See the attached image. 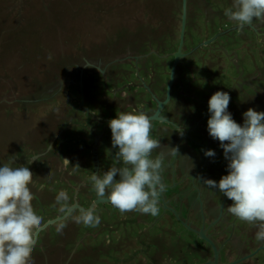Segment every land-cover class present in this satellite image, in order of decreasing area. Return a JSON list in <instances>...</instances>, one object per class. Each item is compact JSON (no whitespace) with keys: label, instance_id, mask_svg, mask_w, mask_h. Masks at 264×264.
<instances>
[{"label":"rangeland","instance_id":"374dc122","mask_svg":"<svg viewBox=\"0 0 264 264\" xmlns=\"http://www.w3.org/2000/svg\"><path fill=\"white\" fill-rule=\"evenodd\" d=\"M208 3L193 0L186 5L182 51L185 54L192 49L197 50L179 59V77L184 84L179 87L173 85L171 107L167 110L176 112V115L184 111L197 112L202 123L197 127L206 131L210 116L208 101L219 91L221 87L217 86L220 85L227 88L226 92L231 96L228 108L231 114L240 112L243 115L249 108L264 112V45L261 43L264 37H251L245 26L239 30L237 24L224 15V9L231 6L232 0H208ZM212 6L223 11L221 15L224 17L219 24L211 22L212 28L208 26L213 31L206 35V19L211 21L213 18L209 14L212 13ZM181 21L182 0H0V166L15 161L12 167L30 168L34 174L31 187L35 199L32 204L43 220L51 211L54 213L59 209L56 196L60 191L67 193L68 204L72 206L70 199L73 194L77 191L79 194L81 191L88 192L93 188L90 179L92 173L103 175L112 166L108 161H105L104 166L100 161L102 155L98 153L101 143L103 155L106 158L108 156V159L111 154L114 157L118 150L111 145L110 128L101 120L105 114L93 115L95 118L91 121L85 112H99L102 108L104 112H116L117 108L113 109L111 104L119 103L120 97L125 96V89L130 99H134L132 86L140 83L139 79L133 80L137 79L132 74L136 70L135 62L139 67L143 64L144 76L142 70L139 74L143 78L149 76L152 83L160 88L161 98H164L166 72L179 46ZM213 33L215 35L212 38ZM185 59L195 64L197 70L190 72L188 66L183 65H186ZM100 65H104L106 74L100 68L103 74H98L94 66ZM108 72L114 75L112 82L107 77ZM87 77L97 78L85 90L89 83ZM80 78H83L82 84L79 83ZM124 82L129 83L127 88L121 87ZM80 85L86 86L81 96ZM113 86L117 88L115 96L109 91L106 102L92 95L91 90L101 92ZM143 92L147 95L146 89ZM139 100H142L140 96L136 101L140 103ZM64 112H67L66 117L61 116ZM79 112L83 116L80 114L78 119L74 116H78ZM70 120H76L77 123L70 127L71 130L64 129ZM241 121H244L243 117L236 120L239 124ZM192 122V118L183 119L181 135L175 125L170 128L174 134H183V142L194 147L200 139H196L198 128L188 132ZM216 147L220 148L219 145ZM221 154L212 161L215 175L211 179L217 182L228 174V161ZM30 159L32 163L28 164ZM111 161L114 164V160ZM176 192H179L178 187L166 189L172 205H177L174 197ZM186 192L188 187L184 188L183 193ZM88 193L84 194L85 198H88ZM207 195L212 202L224 205L226 212L225 217L214 224V228L208 222L201 223L208 227L211 235L214 231L218 236H230L229 231L233 229V237L244 243V246L247 242H260L264 246V242L256 238L255 227L228 212L232 202L223 193L208 188ZM182 198L184 203L185 196ZM82 202L87 203L85 200ZM73 203L76 204L75 201ZM163 203L164 199L159 195V215L142 214L145 223L142 221L137 224L128 219L122 221V215L118 219L120 211L111 204L99 205L96 214H101L105 221L112 224V229L127 223V231L121 235L111 231L112 245L99 250L101 258L94 259L96 264H151L152 259L158 264H198L195 263L197 260L201 261L207 253L213 252L212 246L205 242L203 245L200 240L197 245H191L195 237L192 229L203 231L208 236L206 227L202 228L197 223V226L193 225L192 216L195 214L191 209L183 207L181 211L177 207L171 210L161 206ZM75 214L79 215L77 212ZM133 215L136 219L140 217L136 211H133ZM66 217L71 219L49 225L38 235L39 240L49 238L57 243L61 241L59 249L63 254H67L74 246L68 240L69 235L76 239L83 232L92 231V227L73 221L70 214ZM157 217L159 219L154 223ZM207 218H213V211L208 213ZM61 223L65 226L62 231H57ZM246 232L254 237L246 241ZM100 234L102 237L97 242L99 246L106 230H101ZM154 237L157 241H152L159 243L160 257L153 243L143 246L138 240L142 238L152 242L150 239ZM133 238L136 242L129 243L128 240ZM48 242H43V245ZM139 245L143 249L140 255L135 253ZM263 246L258 252L256 247L251 249L252 257L244 262L264 264ZM35 247L32 257L40 249ZM247 247L251 248L250 244ZM230 248H223V260L227 258L225 256ZM212 258L211 255V261Z\"/></svg>","mask_w":264,"mask_h":264},{"label":"clouds","instance_id":"9594fccd","mask_svg":"<svg viewBox=\"0 0 264 264\" xmlns=\"http://www.w3.org/2000/svg\"><path fill=\"white\" fill-rule=\"evenodd\" d=\"M224 15L239 27L254 21L264 22V0H232ZM230 101L228 92H215L208 101L210 116L207 120L210 137L220 142L228 161V174L219 182L199 179L209 189L223 193L232 202L228 212L255 227L256 238L264 242V112L249 108L243 113L241 125L228 111ZM108 126L112 147L118 151L113 166L103 175L92 173L90 179L96 195L106 198L121 213L136 211L159 215L164 153L153 158V153L161 148V141L151 135V120L143 112L120 111ZM177 154H180L179 149L171 147L168 155ZM204 155L211 158L216 153L209 149ZM12 164L15 161L0 166V264H33L36 236L43 223V217L32 204L34 174L28 166L12 167ZM68 200L63 190L56 196L62 212L68 210ZM74 220L89 227L101 222L91 208L83 209ZM64 226L59 224L57 231H62Z\"/></svg>","mask_w":264,"mask_h":264},{"label":"flooded vegetation","instance_id":"af4514ba","mask_svg":"<svg viewBox=\"0 0 264 264\" xmlns=\"http://www.w3.org/2000/svg\"><path fill=\"white\" fill-rule=\"evenodd\" d=\"M192 1L189 0L186 5H188ZM201 1H202V3L204 1L205 2L207 1V4H210V3H208V0H201ZM209 1H211V0H209ZM202 10L204 11V6H203ZM224 11H225V9H224ZM221 12H223V11H221L219 9L218 10L214 9L213 6H212V13H209V14L212 15L213 18H212L211 21L206 19V24H207L206 28H205L206 35L210 34V32L213 31L211 29L212 26H213V24L211 22H215V23L219 24V21L222 19V16L224 17V15H221ZM204 13H205V11H204ZM205 15H206V13H205ZM215 17H216V20H215ZM218 24H217V26H218ZM208 25H211V28ZM245 27L247 28V30L249 32V35H251V37L256 38V39H257L258 36H260V39H261V37H264V22L254 21L252 24L245 25ZM257 27H259V29ZM253 28H255L256 31ZM214 35H215V33L211 34V37L212 36L214 37ZM261 43L264 45V41L261 42ZM195 51H193V49H192V51L187 52V53L185 52V54L182 51L184 55L181 58H184L185 56L188 57L192 53H194ZM185 60H186V65L185 64H183V65L186 66V67L188 66V70L190 72H193V70H197V67H196L195 64H191V61L188 63V60L187 59H185ZM173 63H174V55L172 57V64L170 65V69H169L168 72H166L167 77H166V85H165V89H164V98L163 99L161 98L160 101L166 100L167 90H168L167 88H168V85H169V82H170V79H171V72H172ZM161 64H163V62H161ZM164 64H165V62H164ZM178 64H179V62L176 64V66L174 68V73H173V76H172V82H171V84L169 86V87H172V88H173V85H175V84L177 85V84H179L181 82V78L179 77V72H180L179 69L180 68H179ZM142 66H143V64H142ZM142 66L139 67L138 65H136V62H135V66L134 67H135L136 70H134V72L132 74H135L137 79H140L141 75L139 74V71L143 69ZM94 67L97 69L98 74H103V73L107 72V70L106 71L103 70L104 65L103 66L100 65L99 67H97V66H94ZM138 67H139V70H138ZM99 68L103 71V73H102L101 70H99ZM117 70H119V69H117ZM142 72H143V76H144L145 72L143 70H142ZM110 74H112V75H110ZM192 74H194V73H192ZM108 75H109L110 81L112 82V80H114L113 79L114 78L113 73L108 72ZM148 77L149 76H147V78ZM96 78L97 77H92V78H88L87 77L86 78V79H88L89 83L87 84V87L85 86L86 89H85V87H83L81 85L79 86V88H80L79 89L80 96H81L82 90H84V89L87 90V88H90V86L93 84V81H95ZM82 79L83 78H80V80H81V82H79L80 84H82V82H83ZM90 81H92V82H90ZM117 82L119 84L121 83L119 81H117ZM125 83L126 82H124L121 85V87H123L124 85L128 84V83H126V84ZM101 88H102V86H101ZM114 89L115 88L113 87L112 90H114ZM95 91L96 90H94L92 95H96ZM124 92H125V97H124V99L122 101H124L123 104H124L125 110L128 111L129 108L131 110H134V108H131V106L127 102L129 100V98H130V94L128 92H126V91H124ZM102 99H103V97H100V100H102ZM103 101L106 102L105 99H103ZM108 104H110L109 101H108ZM111 106H112L113 109L117 108L115 103H112ZM145 109H147V108H145ZM157 109H158V102H156V107L154 108V110L152 109L153 111H151V113H149V110H151V109H147V111L143 112V113L147 114L149 118L156 115V116L161 117V119H164L161 116V112H164V111H161L162 108H161L160 112H156ZM187 112H189V113L185 114L184 118L188 117V118H192V120H193L192 126H190L191 128L188 131V132H190V131H193V130L197 129L198 128L197 125H199V127H200V125L202 123L199 120V118H200L199 114H196L197 112H190V111H187ZM85 113L88 114V116H89L91 121H93V118H95L94 116L96 114H99V115H104L105 114L101 120L103 122L105 121V123L108 125V122L111 119H113V116L117 112H94V113L93 112H85ZM80 114L83 116L82 112H79L78 116L75 115L74 117H77L79 119L80 118ZM65 115H67V112H64L63 114L61 113V116L66 117ZM106 116H108V118ZM85 118H86V116L83 117V119H85ZM153 119L158 120L157 118H153ZM62 120H63V118H62ZM64 120H66V118H64ZM76 123H77L76 120H70V121H68V126H66V127L63 126V127L66 130H68V129L71 130L70 127L72 125L76 124ZM97 123H99V122H97ZM181 127L183 128V126H181ZM196 137H197L196 139H200V141L199 142H195L194 141L196 145L193 147V146H190L188 143H184L183 142L184 138H185L183 134H182V136H180V135L177 136L176 134H174L173 132H170L168 130L167 133H164L162 135V138L160 140H162L163 143L161 144V148L157 149V151H156L158 154L164 153V161H163V165L164 166H163V169H162V172H161V184L163 185L164 183H167V184L164 185L166 187L160 192L161 194L159 193V195H161L163 197L164 202H165L161 206H163V207L165 206L168 209H171V208L176 209L177 207H180L181 211L183 210V207H185L187 210L191 209L193 211V213L195 214L194 216H192L193 221L199 219L200 222L203 221V219L204 220L207 219L208 213L210 214L211 211H213V219L211 221H208V223H210L212 226H214V224H217L220 221V219L224 217V215H225L224 206L220 205V203L216 204V203H214V202H212L210 200V198L207 195L208 187L204 186L201 183V180L199 178L203 177L204 179H209L208 178L209 172H210V170H213L212 169L213 168L212 161L215 159V157L217 155L221 154V147L219 149H218V147H216L218 145L220 146V142L218 140H213L210 137L208 131H206V129L202 130V129L198 128ZM164 141H165V143H164ZM100 146L101 147L98 149V153H100L102 155L101 156L102 160H100V161H102V163L104 165L105 161H106L105 160L106 157L103 155V150L101 149L102 148V143L100 144ZM171 147L178 148L180 154H177L176 156L168 155V153L171 151ZM209 149L215 151V153H216L215 157H211L210 158V157H206L204 155V152L206 150H209ZM223 154H224V152L221 155H223ZM187 157L190 158V159H188ZM153 158H154V156H153ZM98 161H99V159H98ZM174 187H178L179 188V192L178 193L177 192H176V194L173 193L174 197H175V199L177 201V205H172L171 204L170 195L169 196L166 195V189H171V188H174ZM187 187H188V192L183 193L184 188H187ZM183 196H185V202L184 203H183V198H182ZM179 203H181V204L179 205ZM188 217H190L189 214H188ZM202 224H203V222H202ZM193 225H195L194 222H193ZM203 227L204 228L206 227L205 224L203 225ZM248 238H246V241L248 240ZM211 240L213 241V239H211ZM216 246L219 247V249H220L219 250V254L221 255V249L222 248L220 247V245L218 246L216 244ZM212 251H213V248H212ZM74 252H75V248L72 247V249L69 251V253H67V254L61 253V258L57 259V261H59L58 264H75L74 263V259H75V256H74L75 253ZM213 255H214V253L212 252V257H213ZM40 256H41V259H40ZM57 257H59V255H57ZM34 264H51V263H50L49 258H46L45 255L38 254V255H36V258H34ZM78 264H81V263H78Z\"/></svg>","mask_w":264,"mask_h":264},{"label":"crops","instance_id":"0c3cea01","mask_svg":"<svg viewBox=\"0 0 264 264\" xmlns=\"http://www.w3.org/2000/svg\"><path fill=\"white\" fill-rule=\"evenodd\" d=\"M236 27H238V29L239 30H241V27H239V26H236ZM249 51H251V50H249ZM136 64H137V62H136ZM108 67V66H107ZM104 74H106V73H104ZM107 77L109 78V75L107 74ZM107 79V78H106ZM106 79H104V81H105V84H107V80ZM133 80H138V79H133ZM140 83H135L133 86H132V90H133V92H134V96H135V98L134 99H132V100H134V101H132L130 98H129V100L127 101L128 103H129V105L131 106V108H134V110H131L130 108H129V110L128 111H126L125 110V108H124V101H122L123 99H124V97H120V101H119V103H115V105L117 106V109H116V116L114 115L113 116V118H116L117 117V114H119V112L120 111H125V112H132V113H137V112H146L147 111V109H151V110H149V113H151V111H153L154 110V108L156 107V102H158V101H160L161 100V93H160V88L159 87H156L153 83H152V80L150 79V78H143V76L141 77L140 76ZM146 80H148V82H146ZM109 81V80H108ZM128 83V82H127ZM126 84V83H125ZM129 84V83H128ZM182 84H184V82L183 81H181L179 84H177L178 85V87H179V85L180 86H182ZM254 85V84H253ZM114 87V86H113ZM112 87V88H113ZM124 87H126L127 88V85H124ZM221 87V88H220ZM112 88L111 89H109L108 87L105 89V90H102L101 92H100V90L99 91H95V94H96V97H98V98H100V97H103V99H105V100H107V98L106 97H108V92L109 91H111V92H113L114 93V96H115V92L117 91V88H115L114 90H112ZM130 88V87H129ZM140 88L142 89V91L140 90ZM217 88H220L219 89V91H225L226 92V90H227V88H225V87H222V85H220V86H217ZM125 89V88H124ZM143 89H146V93H147V95H145V93L143 92ZM171 90H172V87H169V98H168V100H167V102H166V104H165V106L162 108V110L161 111H164V112H161V116L164 118V119H158V120H156V119H152L151 120V122H152V132H151V135H152V137L153 138H156V139H161L162 138V135L164 134V133H167V131L169 130L170 132H173L172 130H171V125H175V129L176 130H179V132H180V135H181V132H182V127L181 126H183V124H181L182 123V121H183V119L185 120V114H188L189 112H182V114H179V115H176V112H167V110H169L170 109V107H171ZM124 91H128L127 89H125V90H123V92ZM156 91H157V93H156ZM92 92H94V90H92ZM179 92V91H178ZM124 94H125V92H124ZM105 96V97H104ZM138 96H140L141 98H142V100H139V102L140 103H138L137 101H136V99H137V97ZM111 98V97H110ZM102 99V100H103ZM83 103V102H82ZM95 105H98V104H96V103H94ZM140 106V107H139ZM145 108H147V109H145ZM153 109V110H152ZM95 112H97L96 110H95ZM99 112H104L103 111V108H102V110H100ZM180 113V112H179ZM196 114H198V113H196ZM233 119L236 121H238V120H241L242 119V117H243V115L242 114H240V112H233ZM243 119H244V117H243ZM242 122H244V121H241V124H242ZM155 123H157V126L155 127L154 126V124ZM108 128H109V126H108ZM174 133V132H173ZM187 133V132H186ZM177 136H179L178 134H176ZM161 141V144L163 143V141L162 140H160ZM164 143H165V141H164ZM112 145V144H111ZM112 149V147H110V150ZM118 149V148H117ZM118 151V150H117ZM157 151V150H156ZM154 152L153 153V156H154V158L157 156V155H159L157 152ZM115 152V151H114ZM157 153V154H156ZM108 155H110V152L108 153ZM113 154H111V157L108 159V156H107V158H105V160L106 161H108L112 166H113V164H112V161L111 160H114V157L112 156ZM156 155V156H155ZM104 166H105V164H104ZM104 168V167H103ZM215 175V170H214V168H213V170H210V172H209V175H208V178L209 179H211V177L212 176H214ZM166 183H164L162 186H163V188H162V190L166 187V186H164ZM161 190V191H162ZM160 191V192H161ZM82 193L81 194H79V191H77V193L76 194H73L71 197V201L72 202H70V203H72V205L74 204L73 202L75 201L76 202V204H78L79 206H81L83 209H87V208H91V209H95V210H98V206L99 205H101V204H103V205H105V204H110V202L106 199L105 201H103V202H97L96 200H97V198H98V196L96 195V192H95V189H94V187L93 188H91V189H89L88 190V192L87 191H81ZM85 193H88V198H85V196H84V194ZM161 194V193H160ZM80 196H82V197H80ZM84 198V199H83ZM83 200H85V201H87V203L86 204H84L82 201ZM165 203V202H164ZM166 205V204H165ZM222 206H224V205H222ZM70 207V206H69ZM165 207V206H164ZM165 208H167V207H165ZM82 211V209H77V208H75V209H73L71 212H69V214H70V216L71 217H73V221H74V217L75 216H77L78 214H75V212H77V213H80ZM53 211H51L50 212V214H47L46 215V217L44 218V220H43V223H42V225L46 222V221H48V220H50V219H53V218H55L56 216H59V215H61L62 213H64V212H62L61 210H60V207H59V209L57 210V211H55L54 213H52ZM135 212V211H134ZM226 213V212H225ZM69 214L67 215V216H69ZM177 214V213H176ZM122 215V221H131V222H133V223H140V222H142L143 221V219H142V217H143V215L142 214H140L139 213V215H140V217L138 218V219H136L135 217V215H133V212H128V213H121L120 212V215H119V217H118V219L120 218V216ZM226 215V214H225ZM100 216V218H101V222H100V224L98 225V226H96V227H92L91 229H92V231L91 232H86V233H82V236L81 237H77L76 239H74V237H70V235H69V239L68 240H70V242H73L74 243V248H75V254H74V256H75V259H74V263L75 264H78V263H81V264H96V262H95V258L96 257H98V258H101L100 256H99V250L100 249H102V250H104V248L106 247V245H112V240H111V231L112 230H114V229H112V224H110L109 222H107V220L105 221L104 219H103V216H101V214L99 215ZM225 217V216H224ZM65 219H71L70 217H66V218H63V219H61V220H59V221H62V220H64L65 221ZM126 219H128V220H126ZM158 219H159V217H157V218H155L154 220V223H156L157 221H158ZM213 218H210V219H203V221H201L200 222V220L199 219H197V220H194L193 222H194V224L196 225V223H197V225H199V224H201L202 222H208V221H211ZM58 222V221H57ZM57 222H55V223H53V225L52 224H50V225H52V226H54V225H56V223ZM231 222V221H230ZM230 222H228L227 224H230ZM117 223V222H116ZM143 223H145V221H143ZM74 224H76L75 222H74ZM77 225V224H76ZM196 225V226H197ZM49 227V225L46 227V228H48ZM189 228H190V226H188ZM201 227L203 228V225L201 224ZM216 227H218V226H216ZM212 228H214L213 226H212ZM45 229V228H44ZM103 229H105L106 230V234L103 236V240L102 241H100V242H102L101 244H100V246L97 244V242H98V239L99 238H101L102 237V235L100 234V232H101V230H103ZM190 229H192V228H190ZM43 230V229H42ZM42 230H40L39 232H38V234H37V236H36V241H35V245L34 246H36L35 248H40L39 249V251H38V253L36 254V255H38V254H40V255H45V257L46 258H49V260H50V263L51 264H58L59 263V261H57V259H59V258H61V251H60V249H59V247L61 246V241L60 242H56V241H53V240H51V239H49V238H46V239H43V238H41V240H39L38 239V235L40 234V232L42 231ZM193 230V229H192ZM205 230H207L206 231V234L208 235V236H211V238L213 239V241L219 246L220 245V247L222 248L221 249V255H220V259H221V261L222 262H236V264H241V263H243V264H246L244 261L246 260V259H248V258H251L252 257V255L250 254V251H251V249H253L254 247H256V249H257V252L258 251H260V249L262 248V243H260L259 242V244H254V243H246L245 245L246 246H244L240 241H237L234 237H233V229H232V231H229V234H230V236L227 234V236H225V237H222V236H218L219 234H217L216 232L214 233V231H213V236L210 234V230H208V227H206V229ZM116 233H120L119 235H121V234H124L126 231H127V223H125L124 225H120V227H117V228H115V230H114ZM71 232L73 233V232H75V230L73 231V230H71ZM194 232V231H193ZM212 233V232H211ZM214 234L216 235V236H214ZM246 234H247V232H246ZM157 235H159V234H157ZM162 235H163V233L160 235V237H162ZM193 235H195V237H194V241H192L191 242V245H197L198 243L197 242H200L201 244H203L204 245V242L208 245V242H206V240H204V239H202L196 232H195V234L193 233ZM248 235V234H247ZM246 235V236H247ZM80 236V235H79ZM206 236V235H205ZM207 236V237H208ZM159 237V238H160ZM218 237V238H217ZM248 237L249 238H253L254 236L251 234V235H248ZM248 238V239H249ZM235 239V240H234ZM49 240V242L48 243H46V244H44L43 245V242H47ZM139 240V242L141 243V244H143V246H145L146 244H150V243H153V246L155 247H157V249L156 250H158V253H157V255H158V257H160V254H159V250H160V248H159V243H157V242H153L152 240H155V241H157L156 239H155V237H154V239H150V241H152V242H148V240H144V239H142V238H139L138 239ZM200 240V241H199ZM218 240V241H217ZM221 240V241H220ZM130 241H132V242H136V240H135V238H133V239H130V240H128V242L130 243ZM220 241V242H219ZM241 241H242V238H241ZM99 242V243H100ZM250 244V246H251V248H249V247H247L248 245ZM58 246V247H57ZM142 246V247H143ZM139 248H137V251L138 252H135L136 254H138V255H140L141 254V251H143V249H141V245H139L138 246ZM229 247H231L230 248V250H227L228 251V254L225 256V257H227L225 260H223V254H222V252H224V249L223 248H229ZM264 247V246H263ZM159 248V249H158ZM254 250V249H253ZM70 251V250H69ZM69 253V252H68ZM36 255L34 256V257H32V259H33V264H34V258H36ZM57 255H59V257H57ZM211 255H212V252L210 253H207L206 254V256L201 260V261H196L195 263H198V264H207V260H211ZM32 256H33V254H32ZM103 257H105V256H102V258ZM40 259H41V256H40ZM134 258H132V260H133ZM61 260V259H60ZM150 262H151V264H158V262L156 261V260H150ZM116 264H118V262L116 263Z\"/></svg>","mask_w":264,"mask_h":264},{"label":"water","instance_id":"95a60500","mask_svg":"<svg viewBox=\"0 0 264 264\" xmlns=\"http://www.w3.org/2000/svg\"><path fill=\"white\" fill-rule=\"evenodd\" d=\"M186 4H187L186 0H182V21H181L182 22V30H181V34H180L179 46L177 48V51L173 53V55H174V63H173L172 72H171V79H170V82H169V85H168V88H167L168 89L167 90V97H166V100H164V101H158V109H157L156 112H160L161 108L164 106V104L166 103V101L169 98V86H170V84L172 82V76H173V73H174V68H175L177 62L179 61V59L184 55L183 52H182V45H183V33H184L183 29H184L185 19H186V14H185ZM253 29L256 31L255 28H253ZM153 118L161 119V117L156 116V115L153 116V117H150L149 119L152 120ZM105 200H106V198H99L98 197L96 201L97 202H103ZM75 208L83 210V208L81 206H79L78 204H74L73 206L68 208V210L64 214H62L61 216H56L55 218L46 221L42 225L40 230L46 228L50 224H53V223L63 219L65 216H67L69 214V212H71ZM193 231L196 232L198 235L200 234V237H202L204 240H206L210 244V246H212V248H213L214 256L212 258V261L210 260L207 264H236V262H222L221 259H220V254H219V250L220 249H219V247L216 246L215 242H213L209 237L205 236L203 231L202 232L201 231H195L194 229H193Z\"/></svg>","mask_w":264,"mask_h":264}]
</instances>
